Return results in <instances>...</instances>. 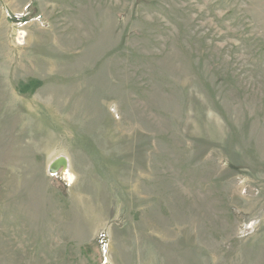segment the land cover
<instances>
[{
    "label": "rangeland",
    "instance_id": "1",
    "mask_svg": "<svg viewBox=\"0 0 264 264\" xmlns=\"http://www.w3.org/2000/svg\"><path fill=\"white\" fill-rule=\"evenodd\" d=\"M0 264H264V0H0Z\"/></svg>",
    "mask_w": 264,
    "mask_h": 264
},
{
    "label": "bare ground",
    "instance_id": "2",
    "mask_svg": "<svg viewBox=\"0 0 264 264\" xmlns=\"http://www.w3.org/2000/svg\"><path fill=\"white\" fill-rule=\"evenodd\" d=\"M62 162V160H54V161H52V163H50V167H51V165H53V168H57V167H60L63 163H61ZM55 163V164H54ZM51 172H55V171H51Z\"/></svg>",
    "mask_w": 264,
    "mask_h": 264
},
{
    "label": "water",
    "instance_id": "3",
    "mask_svg": "<svg viewBox=\"0 0 264 264\" xmlns=\"http://www.w3.org/2000/svg\"><path fill=\"white\" fill-rule=\"evenodd\" d=\"M57 160H62V162L61 163H63L61 166H64L65 165V160L63 159V158H60V159H57ZM55 164V163H54ZM60 166V167H61ZM60 167H57L56 169L55 168H53V165H51V167H50V170L52 171H57Z\"/></svg>",
    "mask_w": 264,
    "mask_h": 264
},
{
    "label": "trees",
    "instance_id": "4",
    "mask_svg": "<svg viewBox=\"0 0 264 264\" xmlns=\"http://www.w3.org/2000/svg\"><path fill=\"white\" fill-rule=\"evenodd\" d=\"M86 249V246L85 247H83V250H85Z\"/></svg>",
    "mask_w": 264,
    "mask_h": 264
}]
</instances>
